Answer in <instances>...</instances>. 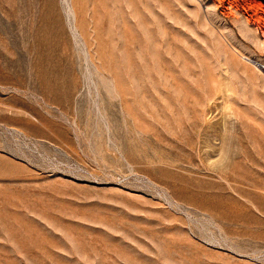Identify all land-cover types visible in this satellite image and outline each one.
Returning <instances> with one entry per match:
<instances>
[{"label":"rangeland","instance_id":"obj_1","mask_svg":"<svg viewBox=\"0 0 264 264\" xmlns=\"http://www.w3.org/2000/svg\"><path fill=\"white\" fill-rule=\"evenodd\" d=\"M0 264H264V0H0Z\"/></svg>","mask_w":264,"mask_h":264}]
</instances>
